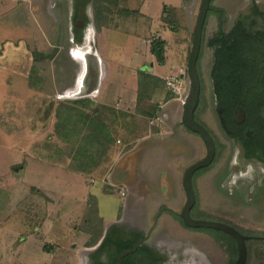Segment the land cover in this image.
<instances>
[{"label":"rangeland","instance_id":"rangeland-1","mask_svg":"<svg viewBox=\"0 0 264 264\" xmlns=\"http://www.w3.org/2000/svg\"><path fill=\"white\" fill-rule=\"evenodd\" d=\"M202 1L83 0L86 26L78 39L77 0H0V264L107 263L109 250L93 252L113 229L142 239L160 211L143 242L162 257L160 264L237 261L231 235L189 227L181 217L186 170L208 153L183 120ZM212 5L223 8L227 31L255 17L263 27L264 0ZM218 31V14L211 12L196 114L213 134L217 156L194 175L192 212L252 236L246 264H264V163L245 156L222 118L209 44ZM155 38L166 40L167 55L185 70L176 89L167 79L153 87L141 81L158 63ZM93 47L101 77L89 95L77 84L83 57L73 55Z\"/></svg>","mask_w":264,"mask_h":264},{"label":"trees","instance_id":"trees-1","mask_svg":"<svg viewBox=\"0 0 264 264\" xmlns=\"http://www.w3.org/2000/svg\"><path fill=\"white\" fill-rule=\"evenodd\" d=\"M211 12L217 13L219 18V31L210 40L209 44L215 50V63L211 77L217 103L221 108L222 118L227 128L236 133L235 135L239 139L246 157L258 158L264 161V116L262 114L264 108V32L255 35L249 34L244 27L245 23L241 20L235 23L231 31H227L224 27L223 8L217 9L211 4L206 21ZM165 41L155 38L151 42L152 53L161 65L166 64ZM200 55L201 51L198 61ZM146 73L147 75L141 78L142 83H145L144 85L147 84L153 87L155 80H161L160 77L152 73ZM74 102L81 103L82 101L75 100ZM237 106H242L246 111V119L242 124H237L234 119ZM196 112V119L200 121ZM201 123L205 125L203 122ZM248 130L251 131V135L248 134ZM91 196L96 197L95 195ZM139 238V234L135 237H126L120 236L116 230L111 231V235L104 238L103 243L97 250L101 252L107 249L110 252L113 249L109 256L114 264L122 252L135 247L140 240ZM141 247L143 248V246ZM144 249L150 254L153 253L149 247Z\"/></svg>","mask_w":264,"mask_h":264},{"label":"water","instance_id":"water-1","mask_svg":"<svg viewBox=\"0 0 264 264\" xmlns=\"http://www.w3.org/2000/svg\"><path fill=\"white\" fill-rule=\"evenodd\" d=\"M212 0H203L202 5L200 8L196 28H195V34H194V44L193 48L189 57V76L191 79V84L189 88V92L187 94V97L185 99L184 103V114H183V120L185 125L193 130L194 132L200 134V136L203 138L205 141L207 148H208V153L206 157L203 159L193 163L190 165L185 173L184 176V187L187 192V201L185 203V206L183 208V211L181 213V216L184 220V223L189 226V227H194V228H211V229H217L223 232L228 233L229 235L233 236L238 244L239 248V256L237 261L234 264H246L247 259H248V246H247V240L250 238H253L252 236L246 235L242 233L239 229L236 227L232 226L229 223L226 222H221L217 220H209V219H202V218H195L191 214V210L196 204L197 201V195H196V190L193 182L194 174L205 167L210 166L217 154V147L216 143L214 140L213 135L211 132L208 130V128L203 125L200 121L196 119V109L199 105L200 102V95H201V79H200V74L198 71V58L199 54L201 51L202 47V38H203V31H204V26H205V21L207 18V14L210 8ZM88 56L87 59H82L81 61V77L82 75L85 77L87 70L91 71L90 75V84L89 86L92 87V91L90 94H94L97 92V89L95 87V72H96V65H98V62H102L101 58L99 57L98 53L96 52V49L93 47L92 51H88L87 54ZM90 64V65H89ZM99 71V69H98ZM101 75V72H100ZM79 90H81L82 87L80 86V81L77 82ZM84 92V91H83ZM246 118V113L245 110L242 106H238L234 115V119L236 122H243L244 119ZM158 222V216H156L153 227ZM151 232L147 236L144 237V239L141 240L140 243L143 241H146L149 239ZM140 243L132 250H127L125 251L119 258V261L117 264H121L123 261L124 257L129 255L130 253L136 251L138 249V246Z\"/></svg>","mask_w":264,"mask_h":264},{"label":"flooded vegetation","instance_id":"flooded-vegetation-1","mask_svg":"<svg viewBox=\"0 0 264 264\" xmlns=\"http://www.w3.org/2000/svg\"><path fill=\"white\" fill-rule=\"evenodd\" d=\"M211 4H212V2H211ZM77 7H76V9H75V13H74V17H73V21H74V28H73V35H74V37L75 38H78V39H82L83 38V36H84V30H85V26H86V22H85V15L86 14H84V7H85V5L83 4V0H77V5H76ZM262 14L260 13V12H256V14H255V16H261ZM254 19V18H253ZM260 25L261 24H259L258 22H257V17H255V19H254V21L252 22V23H250V24H244V27H245V29L247 30V32L249 33V34H253V35H255V34H257V33H259V32H264V23L262 24V26L263 27H260ZM262 28H263V30H262ZM231 31V30H230ZM73 52H71V54H72ZM87 53V51H82V50H74V54L75 55H73V56H82L83 57V59H87V57H86V54ZM82 54V55H81ZM84 54V55H83ZM77 58H79V57H77ZM238 107V106H237ZM237 109V108H236ZM235 112H236V110H235ZM245 113H246V111H245ZM221 115H222V113H221ZM234 115H235V113H234ZM246 119V118H245ZM245 119H244V121L243 122H237V124H242V123H244L245 122ZM231 131V130H230ZM231 132H233V131H231ZM234 134H236L235 132H233ZM248 134L249 135H251V131L250 130H248ZM246 156V155H245ZM248 158V157H247ZM256 159H258V158H256ZM261 162H263L264 163V161H262V160H260ZM196 190V189H195ZM197 195V194H196ZM197 202V201H196ZM193 209H194V207L192 208V210H191V214H192V216L193 217H195L194 215H193ZM183 211V210H182ZM160 214H161V211L160 212H158L157 214H156V216H158V218L160 217ZM182 217V216H181ZM195 218H198V217H195ZM156 226V225H155ZM153 227V226H152ZM152 227H151V229H150V231L149 232H151L152 233V231L154 230V228H153V230H152ZM114 230V229H113ZM112 230V231H113ZM149 232H148V234H149ZM138 233H136L135 235H133V236H127V237H135L136 235H137ZM147 234V235H148ZM120 236H125V235H123L122 233L121 234H119ZM147 235H145V236H147ZM144 236V237H145ZM144 237L142 238V239H144ZM142 239H140L139 240V242L135 245V247L141 242V240ZM144 242V241H143ZM143 242L142 243H140V245L138 246V249L136 250V251H134V252H132V253H130L129 255H127L126 257H124V259H123V261L121 262V264H160V262H161V260H162V257L161 256H159L158 254H157V252L154 250V249H152L151 248V250L153 251V255L152 254H150L149 252H147L144 248H146V247H149V246H146V245H144L143 244ZM141 246H143V248L141 247ZM144 246H146V247H144ZM134 247V248H135ZM133 248V249H134ZM140 248V249H139ZM150 248V247H149ZM132 250V249H131ZM127 251V250H126ZM111 252H113V249H112V251ZM125 252V251H124ZM124 252H122L120 255H119V257L117 258V261L114 263V264H117L118 263V261H119V258H120V256L124 253ZM100 252L98 251V250H95L94 252H93V256H95L96 257V254L98 255ZM108 254H110L109 252H108ZM95 264V263H94ZM98 264H113V262L110 260V256H109V260H108V262L107 263H105V262H102L101 260L98 262Z\"/></svg>","mask_w":264,"mask_h":264},{"label":"crops","instance_id":"crops-1","mask_svg":"<svg viewBox=\"0 0 264 264\" xmlns=\"http://www.w3.org/2000/svg\"><path fill=\"white\" fill-rule=\"evenodd\" d=\"M175 60H176V58H173L172 56H171V59H170V57H169V55H167V51H166V64L165 65H161V64H159L157 62H153V64L150 65V66L152 67V69L156 68L157 71H154V70L151 69L152 71L149 70L147 72L152 73L153 75H156V76H158V77H160L161 79H164V80L165 79L172 80V78L174 77V78L177 79V81L175 82V84H177L179 82V78L178 77L182 76V74H180V71H181V73H183L185 70L181 69V68H180V70H177V68L179 67V63L175 62ZM179 60L180 59H178V61ZM151 61H153L152 58H151ZM161 93H163V92H161Z\"/></svg>","mask_w":264,"mask_h":264},{"label":"bare ground","instance_id":"bare-ground-1","mask_svg":"<svg viewBox=\"0 0 264 264\" xmlns=\"http://www.w3.org/2000/svg\"><path fill=\"white\" fill-rule=\"evenodd\" d=\"M86 57L88 58L87 55H86ZM96 68L100 69V62H98V65H96ZM91 74L92 73H91L90 68H89V70H87V72H86V76L84 77L82 75V78H80V80H79L80 81V86L79 87H82L81 90L84 91L85 94H89L92 91V87L89 86V84H90L89 83L90 82V75ZM100 77H101L100 70L98 71V69H96L94 81H95V87H97V88L99 87ZM184 103H185V101H184Z\"/></svg>","mask_w":264,"mask_h":264},{"label":"built area","instance_id":"built-area-1","mask_svg":"<svg viewBox=\"0 0 264 264\" xmlns=\"http://www.w3.org/2000/svg\"><path fill=\"white\" fill-rule=\"evenodd\" d=\"M177 81V79L176 78H172V80H169V79H167V83H168V85L170 86V87H172L173 89H176L177 87H176V84H175V82Z\"/></svg>","mask_w":264,"mask_h":264}]
</instances>
